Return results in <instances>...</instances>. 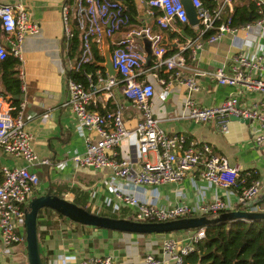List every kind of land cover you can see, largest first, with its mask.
<instances>
[{
	"label": "built area",
	"instance_id": "obj_1",
	"mask_svg": "<svg viewBox=\"0 0 264 264\" xmlns=\"http://www.w3.org/2000/svg\"><path fill=\"white\" fill-rule=\"evenodd\" d=\"M236 0H204L215 3L210 7L202 0H192L197 12L199 24L196 26L198 36L187 40L180 51L169 53L163 44L161 31L167 30L174 23L188 24L186 11L180 0H138L144 7L146 16L153 18L160 29L153 31L150 27H141L131 31L111 49L113 68L119 78L103 76L99 73L83 72L85 85L67 80V99L65 106L71 109L77 124L88 131H95L98 140L93 143L84 139V152L72 157L77 167L95 170L107 169L117 179L127 181L135 187H154L165 184L180 183L197 167H202L200 178L217 189H236L240 171L231 166L228 160L214 153L212 147L202 143L196 145L186 136L168 134L159 125L152 113L154 87L142 77L145 55L141 54L137 41L145 40L149 44L150 69L164 90L174 84L183 85L188 96L184 103L185 118L194 124L212 123L218 131L226 135L231 118H239L256 123L258 133L253 137V144L264 152V78H257L253 73L264 69V55L250 56L241 51L234 57L229 73L223 68L213 71L191 69L187 60L194 61L197 51L202 50L203 41L216 43L225 34L235 35L253 26L261 27L263 19L254 25L241 28L229 26L228 15L233 11ZM260 5L259 0H251ZM160 16H155L156 12ZM227 11V16H224ZM63 36L67 44L76 27L81 34V53L70 65V71L78 72L85 65L94 63L93 46L102 45L101 34L105 31L108 39L129 26L130 19L123 0H65L61 7ZM225 18V19H224ZM74 24V25H73ZM38 33L37 25L28 20L26 9L21 4H0V61L12 56L18 62L21 58V45L25 36ZM207 38H204V36ZM188 53V59L185 57ZM192 71V75H185ZM205 77L219 87H235L240 93L259 94L261 98L251 105L240 104L237 98H227L223 103L211 107H199L191 98L199 91L197 77ZM20 101L18 107L11 99L0 92V148L8 155L22 159L24 167L0 169V235L4 246L25 243L24 217L26 207L31 200L34 189L39 184L37 173L29 168L49 166L50 161L39 158L32 147V137L25 129V108L27 88L23 74L19 73ZM99 84L105 91L120 88V92L130 106L139 114L138 123L133 129L125 126L120 107L100 113L90 110ZM130 150L121 156L117 149L130 139ZM133 149V154L131 152ZM153 158L150 159L149 156ZM138 168H133V161ZM238 201L246 204L248 213H264V177L253 181L249 186L237 190ZM114 198L127 207L136 209L134 218L143 223H165L168 221L216 216L226 211V203L215 198L192 209L176 204L164 209L155 203L145 201L135 192L121 189ZM258 198L261 203L258 204ZM204 238V230L198 229L188 238L187 244L181 246L172 239H165L161 253L171 264H182L184 257L194 250L195 245ZM162 257L147 254L143 264H162ZM79 264H117L110 256L93 257L82 260Z\"/></svg>",
	"mask_w": 264,
	"mask_h": 264
},
{
	"label": "crops",
	"instance_id": "obj_2",
	"mask_svg": "<svg viewBox=\"0 0 264 264\" xmlns=\"http://www.w3.org/2000/svg\"><path fill=\"white\" fill-rule=\"evenodd\" d=\"M220 1L222 0H217ZM64 2L65 0H0V4L23 5L28 20L38 27L37 34L25 36L21 45L22 61L18 67V74H23V82L27 88L25 129L32 137V147L36 155L50 161L49 166L29 168L39 177V184L34 189L31 199L46 194H59L61 198L71 203L77 199L82 203L86 198L87 207L97 214H106L108 218L114 216L118 219L131 220L134 219L136 209L127 207L114 198L115 192L126 189L164 209L176 204L197 209L219 198L226 203L230 212H245L248 206L239 203L237 190L217 189L205 182L200 178L202 170L200 166L177 184L135 187L127 181L113 177L107 169L95 170L74 165L71 159L75 155L83 154L84 139L88 138L95 143L98 135L95 131L81 128L75 121L71 109L64 105L67 99V72L73 63V60L67 57V44L63 36L61 7ZM134 2L140 26L130 25L108 39L110 49L135 29L150 27L155 32L160 30L154 19L145 15L144 7L138 0ZM259 2L260 6L264 7V0ZM156 14L155 16H160V12L157 11ZM224 16H227V11ZM262 25L253 26L247 31H239L235 35L225 34L216 43L203 41L202 50L197 51L194 61L188 59L187 65L191 69L203 72L223 68L229 73L234 57L239 52L243 51L250 56L264 55V23ZM192 29L198 36L196 27ZM161 34L166 48L172 45L176 49L175 52L180 51L187 40L197 38L182 37L183 42H180L177 38L171 37L172 34L181 35L177 23L161 31ZM137 44L140 53L145 55L143 66L145 74L142 78L154 87L152 113L159 121L160 127L168 134L184 135L196 145L202 143L210 145L214 153L225 157L229 164L237 166L240 172L253 170L259 179H262L264 152L253 144V137L258 133L257 124L231 119L228 133L223 135L212 123H192L185 118L184 103L188 96L186 88L174 84L168 90H164L150 69L148 42L142 39L138 40ZM97 49L102 57V45ZM93 73L101 74L99 70ZM192 73L184 72L185 75ZM253 76L264 78V69L253 73ZM115 78L118 79L119 76L116 75ZM196 80L199 91L193 93L191 98L199 107L220 105L230 97H235L240 104L249 106L261 98L259 94L240 93L235 87H219L205 77L198 76ZM96 86L98 91L89 107L90 110L100 112L120 107L125 126L133 129L140 116L124 99L120 88L105 91L101 85ZM0 92L2 93L1 85ZM22 98V95H19L17 100L22 101ZM130 142L134 140L131 138L124 141L117 149L121 156L129 152ZM131 152L132 154L134 152L132 148ZM149 158L152 159L153 156L150 155ZM132 162L133 168H138V164L134 160ZM24 166L22 159L8 155L0 148V169ZM65 219L59 218L51 210L48 212L41 210L39 213L37 221L42 223L38 226V239L47 264H79L84 259L102 256L112 257L117 264H143L147 254L162 257V264H171L161 253L162 242L165 239H172L183 246L193 233L180 231L164 235L128 234L76 223L67 224ZM0 264H28L26 244L4 246L0 235Z\"/></svg>",
	"mask_w": 264,
	"mask_h": 264
},
{
	"label": "trees",
	"instance_id": "obj_3",
	"mask_svg": "<svg viewBox=\"0 0 264 264\" xmlns=\"http://www.w3.org/2000/svg\"><path fill=\"white\" fill-rule=\"evenodd\" d=\"M203 3L204 0H202ZM126 12L129 16V26H140L137 21V8L134 0H123ZM210 7H214L215 3H205ZM158 15V13L156 14ZM229 26L231 28H241L259 20L264 19V7L256 5L250 0H236L233 6V11L228 15ZM177 26L181 35L172 34L171 37L177 38L183 42L182 37L195 38L197 34L188 24H179ZM209 34L204 36L207 38ZM82 43L81 34L76 27L73 29L72 38L67 47V57L70 60L79 58L81 53ZM169 52H175L176 49L172 45H168ZM94 63L85 65L80 71H68L67 79L80 82L85 85L83 72L93 73L100 71L105 76L104 70L97 66L98 63L103 62L96 46H93ZM188 59V53H185ZM19 62L12 56H7L0 61V85L2 88V95L12 100L13 105L18 107L20 101L15 99L20 95V80L18 78ZM104 111H100L103 113ZM259 179L257 173L253 170L240 172L238 185L235 190L249 186L253 181ZM51 196L60 197L59 194H51ZM261 201H258L260 204ZM76 206L84 208L89 213L108 217V215L97 214L92 212L87 207L86 198L82 203L78 199L73 202ZM27 209V207H26ZM50 211V209H43ZM247 211V209H246ZM51 212H53L51 210ZM229 210L223 211L219 214H225ZM55 213V212H54ZM59 218L64 219L61 215L55 213ZM207 218L214 217L213 215H206ZM39 218V216H38ZM113 219H118L111 216ZM136 221L135 218L131 219ZM42 223V222H41ZM37 221V225L40 226ZM150 223V222H147ZM204 238L200 240L194 247V250L188 253L182 264H264V219H255L249 222L246 221H230L222 220L215 224L207 225L203 228Z\"/></svg>",
	"mask_w": 264,
	"mask_h": 264
},
{
	"label": "water",
	"instance_id": "obj_4",
	"mask_svg": "<svg viewBox=\"0 0 264 264\" xmlns=\"http://www.w3.org/2000/svg\"><path fill=\"white\" fill-rule=\"evenodd\" d=\"M191 1L192 0H180L186 11L188 25L195 28L199 24V18ZM101 38L103 62L98 63L97 66L103 69L108 77L115 78V76L118 75V72L112 65L111 49L105 31H102ZM148 53H150L149 50ZM18 98L19 95L15 97V99ZM231 119L249 123L248 120L244 119ZM43 209H50L67 220L86 227L140 235H164L180 231H195L222 220L249 222L255 219H264V213L233 211L225 214H218L212 218L192 217L168 221L165 223H143L94 215L84 208L76 206L61 197L46 194L45 196L31 199L27 205V211L24 217V233L28 264H47L46 257L41 253L38 239L39 229L37 220L40 211Z\"/></svg>",
	"mask_w": 264,
	"mask_h": 264
},
{
	"label": "rangeland",
	"instance_id": "obj_5",
	"mask_svg": "<svg viewBox=\"0 0 264 264\" xmlns=\"http://www.w3.org/2000/svg\"><path fill=\"white\" fill-rule=\"evenodd\" d=\"M92 212H94V211H92ZM66 220V223L68 224H74V223H72V222H70L69 220H67V219H65ZM170 234H173V233H170Z\"/></svg>",
	"mask_w": 264,
	"mask_h": 264
}]
</instances>
